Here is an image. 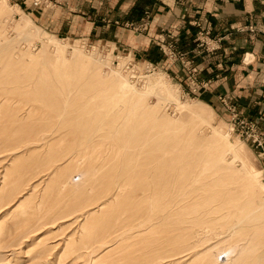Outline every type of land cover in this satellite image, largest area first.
<instances>
[{
    "label": "rangeland",
    "instance_id": "obj_1",
    "mask_svg": "<svg viewBox=\"0 0 264 264\" xmlns=\"http://www.w3.org/2000/svg\"><path fill=\"white\" fill-rule=\"evenodd\" d=\"M204 32L161 69L0 0V264H264V126L201 94Z\"/></svg>",
    "mask_w": 264,
    "mask_h": 264
},
{
    "label": "crops",
    "instance_id": "obj_2",
    "mask_svg": "<svg viewBox=\"0 0 264 264\" xmlns=\"http://www.w3.org/2000/svg\"><path fill=\"white\" fill-rule=\"evenodd\" d=\"M11 2L47 34L128 50L161 69L168 60L160 46L189 52L209 30L210 41L223 42L219 51L194 56L209 85L201 94L207 102L230 98L264 126V0H55L39 10L29 0Z\"/></svg>",
    "mask_w": 264,
    "mask_h": 264
},
{
    "label": "built area",
    "instance_id": "obj_3",
    "mask_svg": "<svg viewBox=\"0 0 264 264\" xmlns=\"http://www.w3.org/2000/svg\"><path fill=\"white\" fill-rule=\"evenodd\" d=\"M204 34L207 36L209 35V32H200L199 37L203 39L204 41L202 43H205V37ZM239 126H241V129L247 130L245 132V135L247 137V140H250L253 145H256V148H260L262 150V154H264V130L258 129V127L250 122H247L246 120L242 119L239 120Z\"/></svg>",
    "mask_w": 264,
    "mask_h": 264
},
{
    "label": "bare ground",
    "instance_id": "obj_4",
    "mask_svg": "<svg viewBox=\"0 0 264 264\" xmlns=\"http://www.w3.org/2000/svg\"><path fill=\"white\" fill-rule=\"evenodd\" d=\"M156 83H157L159 86H160V85H165V83H164L161 79H159V78L156 79ZM122 87L125 88V87H126V83H123V84L121 85V88H122ZM128 92H129V93H127V95H123V97L126 98V99H128V100H132V101H134L133 97H134L135 95L132 94V91H131V90H128ZM128 94H129V95H128ZM66 104H67V103H66ZM64 105H65V104H64ZM132 120H133V119H132ZM226 147H227V151H228V152H231V151H232V152H237V150L234 149V147H231L230 144H227V143H226ZM232 149H234V150H232ZM218 150H219V148L216 147V148H215V152L218 154V156H219V158H220L221 152H219ZM215 158H216V157L214 156V159H215ZM255 193H256V195H258L259 198H262V197L264 196V195H263L262 193H260L258 190H255ZM215 255H218V256H216V258H215V262H216V263H219V262H221V261L219 260V258L223 256V257H224L223 260L226 261V260L230 257V252H229L228 255H227V254H219V253H218V254H215ZM224 261H223V262H224Z\"/></svg>",
    "mask_w": 264,
    "mask_h": 264
}]
</instances>
